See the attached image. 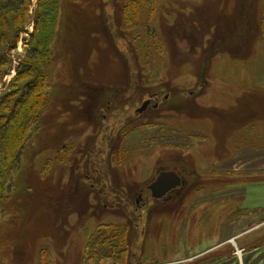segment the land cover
Segmentation results:
<instances>
[{
    "label": "rangeland",
    "instance_id": "rangeland-1",
    "mask_svg": "<svg viewBox=\"0 0 264 264\" xmlns=\"http://www.w3.org/2000/svg\"><path fill=\"white\" fill-rule=\"evenodd\" d=\"M22 13L0 14V264H264V0ZM164 171L183 185L156 200Z\"/></svg>",
    "mask_w": 264,
    "mask_h": 264
},
{
    "label": "trees",
    "instance_id": "trees-1",
    "mask_svg": "<svg viewBox=\"0 0 264 264\" xmlns=\"http://www.w3.org/2000/svg\"><path fill=\"white\" fill-rule=\"evenodd\" d=\"M8 1H10V2L8 3ZM30 2H31V0H0V14L4 13L6 11V14H11V15L14 14L15 17H18L17 14H20L21 10L23 9L22 14L24 17V14H26V9L30 5ZM3 16L5 17V19H7L6 15H3ZM8 17H9V15H8ZM20 19H22V18H20ZM16 21H18V20L12 19V23L15 24ZM14 24H13V26L8 25L6 36L10 33L11 28L13 30ZM31 58H33V57H31ZM31 103L34 106H35V104L39 105V103L37 102L36 99H33ZM18 127H19V125H17V127L9 135L8 143L11 147H13V145L20 146L21 144H23V142H25L21 139V137H23L24 128H18ZM6 139H7V137H6Z\"/></svg>",
    "mask_w": 264,
    "mask_h": 264
},
{
    "label": "water",
    "instance_id": "water-1",
    "mask_svg": "<svg viewBox=\"0 0 264 264\" xmlns=\"http://www.w3.org/2000/svg\"><path fill=\"white\" fill-rule=\"evenodd\" d=\"M150 104L151 102L147 101L138 112L142 113ZM180 185L181 179L175 172H162L156 183L152 186L154 197L156 199H162L171 191L178 189Z\"/></svg>",
    "mask_w": 264,
    "mask_h": 264
},
{
    "label": "flooded vegetation",
    "instance_id": "flooded-vegetation-1",
    "mask_svg": "<svg viewBox=\"0 0 264 264\" xmlns=\"http://www.w3.org/2000/svg\"><path fill=\"white\" fill-rule=\"evenodd\" d=\"M167 172H174V171H167ZM162 173V172H161ZM160 173V174H161ZM176 173V172H175ZM160 174L156 177V179H155V181L149 186V191H150V193H151V195H152V197L154 198V199H156L155 197H154V192H153V189H152V186L156 183V181L158 180V177L160 176ZM177 174V173H176ZM178 175V177L181 179V185H180V187H182V185H183V179L179 176V174H177ZM179 187V188H180ZM178 188V189H179ZM178 189H176V190H173V191H171L170 193H168L165 197H163L162 199H156V200H163V199H165L166 197H168V195L169 194H171L172 192H174V191H177ZM140 199L139 200H137V204L139 203V201L142 199V195L139 197Z\"/></svg>",
    "mask_w": 264,
    "mask_h": 264
},
{
    "label": "bare ground",
    "instance_id": "bare-ground-1",
    "mask_svg": "<svg viewBox=\"0 0 264 264\" xmlns=\"http://www.w3.org/2000/svg\"><path fill=\"white\" fill-rule=\"evenodd\" d=\"M235 245H236V243H235ZM239 251V250H238ZM240 255V254H239Z\"/></svg>",
    "mask_w": 264,
    "mask_h": 264
}]
</instances>
